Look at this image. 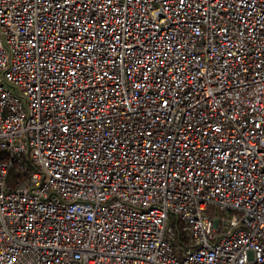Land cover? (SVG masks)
Segmentation results:
<instances>
[{"label":"built area","instance_id":"built-area-1","mask_svg":"<svg viewBox=\"0 0 264 264\" xmlns=\"http://www.w3.org/2000/svg\"><path fill=\"white\" fill-rule=\"evenodd\" d=\"M0 264H264V0H0Z\"/></svg>","mask_w":264,"mask_h":264},{"label":"rangeland","instance_id":"rangeland-1","mask_svg":"<svg viewBox=\"0 0 264 264\" xmlns=\"http://www.w3.org/2000/svg\"><path fill=\"white\" fill-rule=\"evenodd\" d=\"M177 256H178V254H177Z\"/></svg>","mask_w":264,"mask_h":264}]
</instances>
